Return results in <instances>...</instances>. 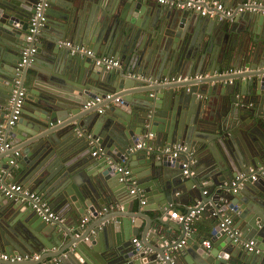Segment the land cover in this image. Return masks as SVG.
Wrapping results in <instances>:
<instances>
[{
  "label": "water",
  "instance_id": "obj_1",
  "mask_svg": "<svg viewBox=\"0 0 264 264\" xmlns=\"http://www.w3.org/2000/svg\"><path fill=\"white\" fill-rule=\"evenodd\" d=\"M36 3L0 0V128L15 90L26 91L17 126L5 129L0 186L42 194L59 219L0 190V253L41 255L29 264H264V14L218 22L145 0H52L37 52L20 68ZM62 40L95 56L72 55ZM99 56L121 67L98 66ZM175 144L182 157L164 152ZM186 161L195 175H184ZM117 164L142 195L130 194ZM194 209L212 248L192 233L174 250L187 237L178 217ZM224 216L257 243L253 252L221 230Z\"/></svg>",
  "mask_w": 264,
  "mask_h": 264
},
{
  "label": "built area",
  "instance_id": "obj_2",
  "mask_svg": "<svg viewBox=\"0 0 264 264\" xmlns=\"http://www.w3.org/2000/svg\"><path fill=\"white\" fill-rule=\"evenodd\" d=\"M52 0H37L35 13L31 18L30 27H29V35L27 36V46L22 51L20 56V61L18 66L20 68L27 67L31 62L33 56L37 52V48L35 47L34 43L36 41V35H38L41 29L46 25L47 22V10L50 7ZM162 5H167L170 8H176L183 11H191L199 13L202 17H215L219 21H224L226 19L232 18L235 14H243V13H257V14H264V3L259 2L257 0H247L237 8L227 7L222 3L209 1V0H157ZM59 46L67 48L70 50L72 55H77L81 57H94V52L83 45H78L73 43L70 40H62L59 43ZM96 64L98 66H104L107 69H117L121 67V61L117 60L113 57L107 56H99L95 59ZM182 77H173L172 81H180ZM16 85H20V80L16 81ZM18 88V87H17ZM26 97V91L24 89H17L15 90L10 104L13 108L12 114L8 117L6 124L1 126L0 128V143H1V151L8 149L10 146L6 144L4 147L2 146L5 142V129L6 126L8 127H15L17 126L22 113V108L24 105V100ZM111 96H107V99H110ZM102 102V98L97 97L94 101H90L86 108H91L96 105V103ZM100 113H103V110H99ZM147 139H153L154 134L149 133L146 135ZM147 145L146 141H143L135 146L134 149L138 150L144 148ZM151 149V148H149ZM164 152L171 153L173 158L182 157L185 152L186 148L183 145L175 144L171 147L165 148ZM98 151L93 152V156H97ZM19 155V153H16ZM184 167V175L189 177L195 175V173L190 169L189 163L186 161L183 164ZM114 170L121 175L120 181L121 182H132L133 188L130 191L131 195L140 194L142 195V191L138 189L136 182L133 180L132 172L129 168L121 166L117 164L114 167ZM253 180L256 179V176H252ZM241 178H238L233 183V193H236L240 187L243 186L242 183H239ZM1 193H3L4 197L9 200L14 201H21L29 203L35 211L38 213L39 216L42 217L43 220L50 222L56 221L59 219L57 213L52 209L50 203L46 200V198L33 190H29L21 184H9L8 186H0ZM144 203V202H143ZM103 211H108V208H104ZM202 210H192L188 215L179 216L178 219L181 222H184L185 230L187 232V237L183 239L180 244H178L174 250H179L188 246V236L193 233V225L194 220L197 216L201 214ZM221 213L220 210H215L213 213L217 215ZM102 214V213H101ZM91 219V215L85 216L81 224H87ZM234 220L232 217L224 216L223 222L220 223V228L223 232H226L230 237L234 239L235 242L241 243L245 246V248L249 252H253L256 249L257 243L254 240H244V234L238 230L233 229ZM133 243L138 246V240L134 239ZM203 246L207 249L212 248L211 240L204 241ZM256 252H259L256 250ZM0 260L7 261L10 264H29L32 261H41V255L33 254V255H10L7 253H0ZM57 259H45L39 264H55L57 263Z\"/></svg>",
  "mask_w": 264,
  "mask_h": 264
},
{
  "label": "crops",
  "instance_id": "obj_3",
  "mask_svg": "<svg viewBox=\"0 0 264 264\" xmlns=\"http://www.w3.org/2000/svg\"><path fill=\"white\" fill-rule=\"evenodd\" d=\"M145 1H149L151 3V5L153 6H157V5H161L162 7H166V8H169V6L167 5H162L160 4L157 0H145ZM146 19V16L144 17ZM209 19H212V20H215V21H218V22H222V21H219L217 18L215 17H208ZM74 43V42H73ZM76 44V43H75ZM79 45V44H78ZM84 46V45H83ZM88 47V46H86ZM89 48V47H88ZM16 184H20V183H16ZM22 185V184H21ZM29 189V188H27ZM30 190V189H29ZM33 190V189H32ZM47 200V199H46ZM11 201H14V200H11ZM48 201V200H47ZM49 202V201H48ZM18 203V201H17ZM50 203V202H49ZM171 214V213H170ZM90 222H88L87 224H89ZM193 233L197 234L199 237H201L200 239V242L203 244L204 241H208L209 239L206 238V239H203V236L208 233L209 231V228H208V224H206V221L203 220V221H199L198 223H196L195 225H193ZM189 241H191L189 239ZM193 244H195V242L192 240ZM50 259V258H49Z\"/></svg>",
  "mask_w": 264,
  "mask_h": 264
}]
</instances>
